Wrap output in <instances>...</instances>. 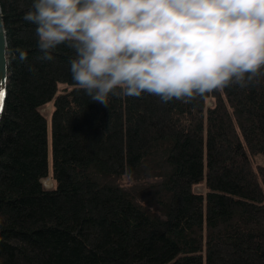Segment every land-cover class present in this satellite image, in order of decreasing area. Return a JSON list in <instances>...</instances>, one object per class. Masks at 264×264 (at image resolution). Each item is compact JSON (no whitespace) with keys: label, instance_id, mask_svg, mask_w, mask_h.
<instances>
[{"label":"trees","instance_id":"trees-1","mask_svg":"<svg viewBox=\"0 0 264 264\" xmlns=\"http://www.w3.org/2000/svg\"><path fill=\"white\" fill-rule=\"evenodd\" d=\"M31 4L0 0V264H264V166L251 159L264 154V75L189 103L105 107L73 81L71 48L37 59Z\"/></svg>","mask_w":264,"mask_h":264},{"label":"clouds","instance_id":"clouds-1","mask_svg":"<svg viewBox=\"0 0 264 264\" xmlns=\"http://www.w3.org/2000/svg\"><path fill=\"white\" fill-rule=\"evenodd\" d=\"M23 19L37 59L71 48L73 81L105 107L144 94L189 103L264 75V0H32Z\"/></svg>","mask_w":264,"mask_h":264},{"label":"water","instance_id":"water-1","mask_svg":"<svg viewBox=\"0 0 264 264\" xmlns=\"http://www.w3.org/2000/svg\"><path fill=\"white\" fill-rule=\"evenodd\" d=\"M7 49V35L0 5V94H2L0 95V104H2V109L4 107L9 82Z\"/></svg>","mask_w":264,"mask_h":264},{"label":"rangeland","instance_id":"rangeland-1","mask_svg":"<svg viewBox=\"0 0 264 264\" xmlns=\"http://www.w3.org/2000/svg\"><path fill=\"white\" fill-rule=\"evenodd\" d=\"M50 109H51V106H48V107L44 110V112H49ZM251 159H252V162H253V164H254L255 166H257V165H262V166H264V154L260 153V154L252 155V156H251ZM49 179H50V180H49ZM46 180H47V181H46ZM46 180L43 181L44 186H45L46 188H52V187L54 186V183H53L52 179H51V178H47ZM51 184H52V186H51Z\"/></svg>","mask_w":264,"mask_h":264},{"label":"snow or ice","instance_id":"snow-or-ice-1","mask_svg":"<svg viewBox=\"0 0 264 264\" xmlns=\"http://www.w3.org/2000/svg\"><path fill=\"white\" fill-rule=\"evenodd\" d=\"M0 95H2V94H0ZM0 110H2V104H0Z\"/></svg>","mask_w":264,"mask_h":264},{"label":"bare ground","instance_id":"bare-ground-1","mask_svg":"<svg viewBox=\"0 0 264 264\" xmlns=\"http://www.w3.org/2000/svg\"><path fill=\"white\" fill-rule=\"evenodd\" d=\"M44 110H45V109H44ZM44 180H46V179H44ZM44 180H43V181H44ZM49 180H50V179H49ZM46 181H47V180H46ZM51 186H52V184H51Z\"/></svg>","mask_w":264,"mask_h":264}]
</instances>
